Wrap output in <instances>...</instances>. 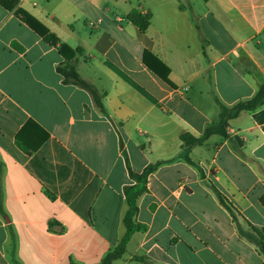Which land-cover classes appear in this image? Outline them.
<instances>
[{"label":"crops","instance_id":"0c3cea01","mask_svg":"<svg viewBox=\"0 0 264 264\" xmlns=\"http://www.w3.org/2000/svg\"><path fill=\"white\" fill-rule=\"evenodd\" d=\"M133 9L151 14L146 30L127 18ZM62 43L103 111L64 81ZM263 82L264 0H0V264H98L123 231L129 170L150 165L137 201L144 229L114 264H264L243 234L264 231V102L230 110ZM29 120V145L46 133L31 153L15 141ZM211 123L220 133L184 145L182 134Z\"/></svg>","mask_w":264,"mask_h":264},{"label":"trees","instance_id":"16d2710c","mask_svg":"<svg viewBox=\"0 0 264 264\" xmlns=\"http://www.w3.org/2000/svg\"><path fill=\"white\" fill-rule=\"evenodd\" d=\"M6 8H13L14 6L3 4ZM13 5H16V1ZM182 7V6H181ZM15 16L24 24H26L30 29H32L37 35L43 38L48 44L52 46H56L58 43L57 36L51 32L44 24H42L36 17L32 14L27 12L26 10L17 7L14 12ZM151 14L147 12L146 14H142L139 11L133 9L127 14V18L132 21L135 25L139 27L140 30H146ZM197 30L199 31L198 24H195ZM66 50H70L72 53L71 55L66 54ZM59 51L63 56L62 63L58 66V71L62 75L63 79L67 83H74L78 86L84 87L88 89L93 97L95 104L97 107L103 111V101L98 99L95 91L93 90L92 86L84 80L79 73L77 72L73 57L76 52L75 49H72L67 44L62 43L60 45ZM141 58L143 62L150 67L155 73H157L163 80L173 86L172 82L168 78L169 68L159 60L155 55L149 52L146 49H142ZM264 102V82L258 87L255 94L243 101H239L235 103L230 110L233 111L235 114L242 111V110H252L257 106L261 105ZM222 114L224 116L225 110H222ZM223 121V119H222ZM31 124L37 125L33 120L27 121L18 133L15 136L16 144L27 153H31L35 151L41 141L46 136V133H43V136L40 141H38L35 145H29L26 140L22 137L23 134L27 131ZM219 129L222 128V123L216 125L215 123L207 124L205 129L200 137H193L189 133H185L181 135V139L184 142V145L189 146L195 143L201 142L206 139L212 133H220ZM222 133V132H221ZM155 168L154 165H150L145 168L142 172H135L133 170H129V176L132 180L131 183L127 184L124 189V197H125V209L122 216V228L123 231L119 238L118 243L115 246L110 247L106 253L104 254L103 258L100 260L98 264H114L116 260L121 258L126 250V245L132 235L133 232L143 230L144 225L140 224L136 220V214L138 211L137 201L138 198L141 196L142 193L146 191V180L148 174ZM220 202L228 209L230 212L233 220L238 222V214L237 210L234 206L228 201V199L224 196V194L218 190L215 186H213ZM249 231L244 232L243 234L247 236L249 239L253 240L257 246L261 254L264 256V231L252 226L251 224H247ZM67 264H76L75 262H69Z\"/></svg>","mask_w":264,"mask_h":264},{"label":"built area","instance_id":"2783aa9c","mask_svg":"<svg viewBox=\"0 0 264 264\" xmlns=\"http://www.w3.org/2000/svg\"><path fill=\"white\" fill-rule=\"evenodd\" d=\"M91 24H92V22H91Z\"/></svg>","mask_w":264,"mask_h":264}]
</instances>
